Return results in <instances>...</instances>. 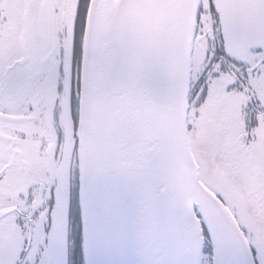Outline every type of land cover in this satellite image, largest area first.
<instances>
[{
    "label": "snow or ice",
    "instance_id": "6c2138e0",
    "mask_svg": "<svg viewBox=\"0 0 264 264\" xmlns=\"http://www.w3.org/2000/svg\"><path fill=\"white\" fill-rule=\"evenodd\" d=\"M0 264H264V0H0Z\"/></svg>",
    "mask_w": 264,
    "mask_h": 264
}]
</instances>
